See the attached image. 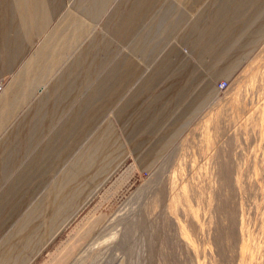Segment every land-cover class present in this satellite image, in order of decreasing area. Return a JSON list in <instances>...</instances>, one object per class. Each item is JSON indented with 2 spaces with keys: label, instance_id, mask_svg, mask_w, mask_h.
<instances>
[{
  "label": "crops",
  "instance_id": "crops-1",
  "mask_svg": "<svg viewBox=\"0 0 264 264\" xmlns=\"http://www.w3.org/2000/svg\"><path fill=\"white\" fill-rule=\"evenodd\" d=\"M202 1L0 0V79L22 71L33 54L39 72L49 57L48 71L63 61L55 80H71L73 57L89 61L88 37L81 46L75 37L61 40L67 27L84 28L81 21L96 25L102 51L105 40L124 50L80 96L67 99L83 106L64 137L63 146L74 147L58 177L50 169L39 184L33 170L31 192L17 178L0 191V264L63 263L72 237H87L82 206L90 202L102 216L214 97L213 80L228 79L264 40V0ZM45 41L46 55L35 56ZM124 154L127 164L118 167ZM106 171V186H99Z\"/></svg>",
  "mask_w": 264,
  "mask_h": 264
},
{
  "label": "rangeland",
  "instance_id": "rangeland-1",
  "mask_svg": "<svg viewBox=\"0 0 264 264\" xmlns=\"http://www.w3.org/2000/svg\"><path fill=\"white\" fill-rule=\"evenodd\" d=\"M80 23L84 28L77 23L67 27L61 40L75 37L74 45H85L88 37L89 61L79 63L73 57L71 80H55L63 61L48 71L49 57L39 72L33 54L22 71L0 79L4 83L0 93V191L17 178L31 192L37 183L32 182L33 170L40 173L39 184L50 169L58 177L74 147L63 146L64 137L78 122L75 116L83 106L67 99L80 96L85 83H94L123 57V48L115 43L117 48L111 50L105 39V51L101 50L100 41L95 40L96 25ZM47 44L40 43L35 56L46 55ZM10 76L15 79L7 84ZM217 81L213 80L215 86ZM226 81V88H216L214 97L150 168L138 170L134 181L128 176L124 179L133 182L121 188L118 199L102 216L90 202L82 206L90 227L87 237L80 242H75L77 235L72 237L71 250L66 249L61 264H264V40ZM127 157L120 158L118 167L127 164L123 163ZM231 163L230 180L224 168ZM236 167L243 173V190L235 183ZM107 172L99 186H106ZM239 214L244 215V235ZM243 236L253 243L250 251L256 252L252 257H241Z\"/></svg>",
  "mask_w": 264,
  "mask_h": 264
},
{
  "label": "bare ground",
  "instance_id": "bare-ground-1",
  "mask_svg": "<svg viewBox=\"0 0 264 264\" xmlns=\"http://www.w3.org/2000/svg\"><path fill=\"white\" fill-rule=\"evenodd\" d=\"M3 91V90H2ZM1 91V92H2ZM0 92V93H1ZM221 166V165H220ZM232 163L230 164V165H227L224 169L229 173L228 174V179H230L231 180V177H230V174H231V170H232ZM240 166V165H239ZM238 166V167H239ZM238 167H236V168H234V174H235V183L237 184V186L239 187V189L241 190H243V185L244 184H242V186H241V183H243L241 180H240V178L242 177V175H243V173H242V171L238 168ZM224 169L222 168V172H224V174L226 173L225 171H224ZM230 180H228V186L227 187H229L230 188V191H231V183H232V181H230ZM171 181V180H170ZM172 182H174V181H172ZM238 189V190H239ZM237 190V191H238ZM183 191V190H182ZM236 191V190H235ZM184 192H185V190H184ZM245 192V191H244ZM170 194V193H169ZM229 194H231V193H229ZM186 195V194H185ZM186 197V196H185ZM230 197V196H229ZM232 197H230V199H231ZM185 199V198H184ZM186 200V199H185ZM227 201V200H226ZM199 203V202H198ZM208 203V202H207ZM206 203V204H207ZM198 205V204H197ZM208 206V205H207ZM171 207H173V205L171 206ZM242 207V206H241ZM209 208V207H208ZM222 208V207H221ZM224 208V207H223ZM235 208V207H234ZM235 211V210H234ZM240 211V210H239ZM241 211H242V208H241ZM244 211V210H243ZM235 213V212H234ZM231 214V213H230ZM243 214V213H242ZM240 215V214H239ZM197 216V215H196ZM217 216V215H216ZM219 216V215H218ZM228 216V215H227ZM241 216V215H240ZM198 217V216H197ZM230 216H228V218H229ZM243 217H244V215H243ZM243 217L241 216V218H240V224H241V229H240V232H241V235L243 234L244 235V232H243V230H244V227L246 226L244 223L245 222H243L244 220H243ZM195 219V218H194ZM239 219V218H238ZM196 220V219H195ZM200 222V221H199ZM198 223V222H197ZM196 224V223H195ZM182 225V224H181ZM245 225V226H244ZM183 226V225H182ZM244 226V227H243ZM185 228V227H184ZM200 228V227H199ZM240 228V227H239ZM238 228V229H239ZM247 228V227H246ZM181 229V228H180ZM182 230V229H181ZM185 230V229H184ZM203 230V229H202ZM247 230V229H246ZM182 233H183V231H182ZM185 233V232H184ZM229 233V232H228ZM247 234H248V232H246ZM182 235H184V234H182ZM185 236V235H184ZM183 236V237H184ZM187 236V235H186ZM247 236V235H246ZM248 237V236H247ZM188 238V237H187ZM186 238V239H187ZM248 238H244V236L242 237V239H241V245H239L240 246V251H241V257L243 256V257H247V255H249L250 257H252V254H255V252H253V251H250V247H251V245L253 244H251L250 243V239H248ZM192 245V244H191ZM254 246H255V244H254ZM258 246V245H257ZM256 246V247H257ZM253 248V247H252ZM259 249V248H258ZM257 249V250H258ZM253 250V249H252ZM261 251H262V249H261ZM264 252V251H263ZM263 255V254H262ZM255 256V255H254ZM257 256V255H256ZM255 256V257H256ZM259 257V256H258ZM240 259V258H239ZM252 259V258H251ZM250 259V260H251ZM255 259V258H254ZM257 259V258H256ZM243 260V259H242ZM253 260V259H252ZM252 260H251V262H252ZM256 261V260H255ZM248 262H249V260H248ZM251 264V263H250Z\"/></svg>",
  "mask_w": 264,
  "mask_h": 264
},
{
  "label": "built area",
  "instance_id": "built-area-1",
  "mask_svg": "<svg viewBox=\"0 0 264 264\" xmlns=\"http://www.w3.org/2000/svg\"><path fill=\"white\" fill-rule=\"evenodd\" d=\"M226 86H227V81L226 80H219L216 83V88L219 91L225 89ZM3 88H4V83H3V81L0 80V92L3 90Z\"/></svg>",
  "mask_w": 264,
  "mask_h": 264
}]
</instances>
